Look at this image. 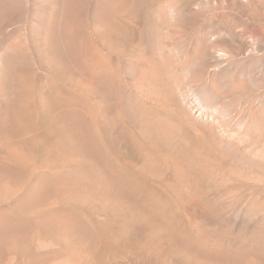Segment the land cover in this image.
<instances>
[{"label": "rangeland", "instance_id": "374dc122", "mask_svg": "<svg viewBox=\"0 0 264 264\" xmlns=\"http://www.w3.org/2000/svg\"><path fill=\"white\" fill-rule=\"evenodd\" d=\"M61 145L85 194L16 178L0 264H264V0H0V174Z\"/></svg>", "mask_w": 264, "mask_h": 264}, {"label": "bare ground", "instance_id": "6f19581e", "mask_svg": "<svg viewBox=\"0 0 264 264\" xmlns=\"http://www.w3.org/2000/svg\"><path fill=\"white\" fill-rule=\"evenodd\" d=\"M107 4H109V2ZM65 7H67V6H65ZM79 7H81V6H79ZM80 10H81V8H80ZM61 11H63V10H61ZM75 21L76 20H74V22ZM61 31H63L64 34H66L67 36H71V33H73L71 31V26L69 24L65 25L64 29L61 30ZM63 32H61V33H63ZM69 40H70V43H71L72 38H69ZM69 87L70 88H69L68 92H66V94H64V96H66L67 98H78V100L84 105V109H85L86 115L88 116V119H89L90 124L92 126L91 128L93 129L94 134H96L95 133V129H96V124H95L96 118H95V116H96V113L94 112V110H92V108H90L87 105L88 104L87 101H86L87 98H83L82 96H80V99H79V97H76V95H75V94L78 93L76 91L75 87H73V88H71V86H69ZM103 99H105V101L106 100L108 101L109 97L107 95L105 96V93H104L103 94ZM125 101H126L125 104L123 103V105H122L121 112L123 113L124 116H126V117L128 116L129 117V116L133 115L132 114L133 113V108H132V104H131V102H130V100L128 98ZM31 103H33V102H31L30 100H28V101L23 100V101H20V103H19V108L22 110V112H24V114H25L24 116L25 117L26 116L27 117H31L33 115L32 112H34V107L32 106ZM75 114H77V113H75ZM77 116L81 120L84 119L83 116H79L78 114H77ZM64 141L67 142V143H70L69 139H65ZM65 146L66 145H61V147L52 146L49 150H47V152L44 153V157H42L41 160L37 159L36 157H33L30 154L28 155L26 152H24L22 150H19V151L8 150L6 153H4L2 155V157H3V160L5 161V163H3L4 167H3V170L1 171V174H0V202L2 200H4V198H8V197H10L12 195V193L14 192V189H15V186H14L13 182L15 180H18L16 178L24 177L27 180H35L33 178L36 177L37 174L40 173L41 175L38 176V177H39V179H43V178L46 177V175L49 172L52 175H55L57 177V179L60 181L59 184H61V185L65 181H68V180L62 179L63 177H61L58 174L57 168L66 167L68 165V163L73 161L77 155H76L75 150H73L69 146H66V147ZM72 181H68L69 183L72 184L71 190H74L75 193H77L76 195H80L82 192H81L79 184H77L78 181L76 179H73ZM89 187H90V192H92V188H91V186L89 184H87V186H86V191H87V188H89ZM37 190H39V189H37ZM40 190H42V188ZM71 193H73V192H71ZM82 194H85V193H82ZM41 195H42V193L40 192V193H37V194L31 196V199H32L33 203L37 202L38 200H43L44 198H41ZM57 201H58L57 199H51V202L46 205V208L49 209V207H52V209H53L55 207V204H57ZM44 206H45V204H44ZM42 209H44V208H42ZM40 210H38V211H40ZM46 211H47V209H46ZM154 225H156V224H154Z\"/></svg>", "mask_w": 264, "mask_h": 264}]
</instances>
